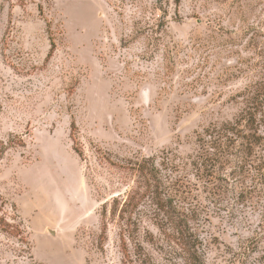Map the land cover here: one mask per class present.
Segmentation results:
<instances>
[{"label": "rangeland", "instance_id": "obj_1", "mask_svg": "<svg viewBox=\"0 0 264 264\" xmlns=\"http://www.w3.org/2000/svg\"><path fill=\"white\" fill-rule=\"evenodd\" d=\"M0 264H264V0H0Z\"/></svg>", "mask_w": 264, "mask_h": 264}, {"label": "trees", "instance_id": "obj_2", "mask_svg": "<svg viewBox=\"0 0 264 264\" xmlns=\"http://www.w3.org/2000/svg\"><path fill=\"white\" fill-rule=\"evenodd\" d=\"M220 128H222L223 130L219 131L218 134L221 132L233 134L235 130V124L224 123L222 124ZM245 138L246 140L244 142L254 144V141L250 135ZM241 144H243V142ZM216 145H219V144H216ZM217 159L218 158H214V159L212 158V159L207 160L210 162L209 164L210 167H212V163H211L212 161L218 162ZM153 177L154 178H146L144 183L146 184L147 190L152 195V200H153L156 210H158L159 213L162 212L163 214L168 215V217L172 219L171 229L173 230L174 239L177 242H179L180 247L185 249V247L189 246V248L191 249L190 251H192L193 254H196V247L195 245H192L190 241V237L186 234V231L182 226V220L178 218V214H179L178 210H180V207L177 204V201L175 200V194H170V192H172L170 188V186L172 185V182H170L167 178L163 179L162 177H158L156 175H153ZM137 193H138L137 187L132 188L130 190L128 197L124 202V212L126 211V208L130 200L133 198L134 194H137ZM174 216H177V218H175Z\"/></svg>", "mask_w": 264, "mask_h": 264}, {"label": "water", "instance_id": "obj_3", "mask_svg": "<svg viewBox=\"0 0 264 264\" xmlns=\"http://www.w3.org/2000/svg\"><path fill=\"white\" fill-rule=\"evenodd\" d=\"M53 232V231H52ZM54 233V232H53Z\"/></svg>", "mask_w": 264, "mask_h": 264}]
</instances>
